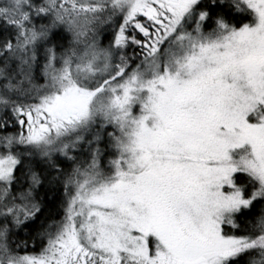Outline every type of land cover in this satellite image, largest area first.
<instances>
[{"label":"snow or ice","instance_id":"snow-or-ice-1","mask_svg":"<svg viewBox=\"0 0 264 264\" xmlns=\"http://www.w3.org/2000/svg\"><path fill=\"white\" fill-rule=\"evenodd\" d=\"M0 264H264V0H0Z\"/></svg>","mask_w":264,"mask_h":264}]
</instances>
